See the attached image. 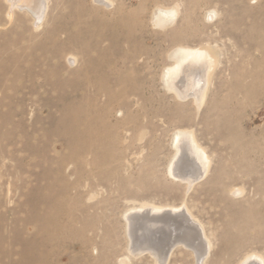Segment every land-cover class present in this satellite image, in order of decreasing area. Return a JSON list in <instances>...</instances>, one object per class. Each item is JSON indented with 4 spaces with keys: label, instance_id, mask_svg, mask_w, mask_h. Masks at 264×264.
Returning a JSON list of instances; mask_svg holds the SVG:
<instances>
[{
    "label": "rangeland",
    "instance_id": "rangeland-1",
    "mask_svg": "<svg viewBox=\"0 0 264 264\" xmlns=\"http://www.w3.org/2000/svg\"><path fill=\"white\" fill-rule=\"evenodd\" d=\"M176 4L171 25L153 24L157 6ZM23 11L15 8L10 20L0 0V264H156L155 250L171 244L157 264H197L195 248L202 242V254L206 237L212 246L203 264H239L254 252L264 258V0H113L108 7L49 0L39 30ZM71 16L88 23L93 36L82 38L109 72L106 84L120 92L112 100L92 92L87 108L99 137L79 162L71 154L81 144L67 139L59 121L69 98L36 78L58 64L36 44ZM175 34L189 46L211 45L218 56L199 108L163 81ZM118 75L128 81L114 82ZM131 87L137 97L121 94ZM179 126L194 129L211 158L207 175L189 189L166 174ZM144 203L186 204L187 217L200 223V242H189L198 246L174 244L173 236L197 234L181 217H147ZM54 208L63 229L38 234L37 218ZM128 213L137 215L131 225Z\"/></svg>",
    "mask_w": 264,
    "mask_h": 264
},
{
    "label": "bare ground",
    "instance_id": "bare-ground-1",
    "mask_svg": "<svg viewBox=\"0 0 264 264\" xmlns=\"http://www.w3.org/2000/svg\"><path fill=\"white\" fill-rule=\"evenodd\" d=\"M6 1L8 2L7 16L10 20H12V18L14 17V9L18 8L20 10H24L23 12L25 13V15L31 18L35 30H39L41 28L43 21L48 14L47 10L49 8V0ZM93 1L103 5V7H108L112 4L113 0ZM157 7L158 12L156 11V14L154 15L155 17L151 21L153 22L154 20L153 24H156L161 28L171 25L180 12L179 4L171 7H165L161 5ZM79 19L80 18L78 17L77 19L72 16L69 17V20L66 23L60 25L59 27L47 30L44 33V35L46 36V40L43 42H39V44H36L41 47L43 51H45V54H48L52 60L57 61L58 63L56 65L50 66V71L41 73L40 75H37L36 78L43 80V85H48L47 87L53 92H58L61 89H64L63 96L69 98L70 102L66 105V112L63 116H61L59 121L67 127V134H65L67 139L71 143L81 144L78 148H75L71 154L73 160L76 162H79L81 160L80 153L84 150H87L90 147V143L97 141L99 137L96 132L97 126L96 121L93 118V110L87 108L88 103L91 101L92 92L108 100H112L116 94H120V92L118 91V93H115V91H113L111 87L106 84L105 80L108 78L109 72L106 73V71H103V61L92 56L89 43H87L82 38V34H84V32L88 36L87 38H91L93 36V32L89 29L87 22H84L83 24ZM72 26H74L76 29H73ZM179 37L180 36H177V34H175V36L172 35V38H174V41H176L177 44H175L174 48L168 53V59L171 60V63L166 65V69L163 72V81L166 85V88L170 90L177 98L186 99L191 96L193 98V102H195L199 108L203 104L204 98L209 90L213 72L218 63V56L215 54V50L211 45L189 46L183 44ZM100 41L101 40H99V42ZM24 44L25 42L23 39L21 41V45L24 46ZM97 45L98 44L94 46V49L96 48V50L98 49ZM29 47H32V45ZM25 48L27 49V47ZM59 69H63L65 73H69L70 78H64L59 73ZM52 74L59 76L58 80H52L50 78ZM114 79V82L116 81L117 83L121 84L125 81H128V76L118 75ZM69 83L71 84V90L60 87L68 85ZM122 93L132 94L136 96L139 93V89L133 87H131V89L129 90L122 89L121 94ZM35 96L37 98V95ZM141 131L143 132V129ZM145 135L146 133L144 134V136ZM171 140L173 154L168 163L166 174L172 177L174 180L186 181L189 189L194 185L195 182H197V180H201V178L207 175L211 164L210 155L208 154L206 148L200 143L195 130L192 128L183 126L176 127L174 129L173 137ZM241 188L235 190L237 192L243 191ZM184 207H186V210H184ZM140 209V211H146L145 215L147 217H154L162 213H164L166 217H169L171 219L175 217H181L184 222L179 223L181 225L184 224L183 226L188 229L189 233L193 232L197 234L196 237H194L193 234L191 236H187L186 234L183 236H173V238L169 237L171 240L173 239L172 242H174V244L177 242H184L188 245L189 242H194L193 239H198V242H200V223L195 225L187 217L186 213L190 215L192 214L189 211L190 209H187L186 204H184L183 206H164L144 203L140 206ZM55 210L56 208H54L51 213H47L44 217L37 218L39 219L38 222L42 221L40 222V227L38 228V234H40L41 232H46L48 236H54V234L57 233L56 231H60L63 229V226L59 222L58 215ZM135 210H137L136 207ZM136 218V214H129L128 216H126L129 225H131L132 221H134ZM44 220L45 222H43ZM71 220L74 221L76 219L74 218V216H72ZM47 221L50 222V226H48ZM134 227L137 228V225H134ZM173 232H176L175 228ZM201 243L202 242H200V244ZM203 243L205 245V251L202 254H200L199 248H202L200 247V244L198 248H195L198 257L197 264L204 263L205 256L209 253L212 246L210 240H208L207 237L205 238V242ZM196 245L198 246V243ZM164 247L166 249V246ZM172 248L173 247L171 244L170 248L167 247L166 252L158 253L156 250L154 253L152 252V257L155 263H159L164 257L166 258L167 255H170L172 253ZM254 255V261L256 262V264H264V258L260 255V253L257 254L255 252L245 255V258L239 264H246L247 262H251L250 260ZM118 264H130V260L123 258L118 262Z\"/></svg>",
    "mask_w": 264,
    "mask_h": 264
}]
</instances>
